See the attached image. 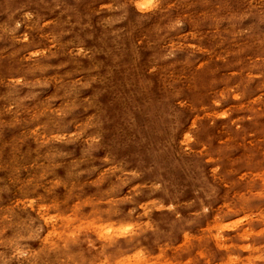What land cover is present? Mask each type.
<instances>
[{
    "label": "clouds",
    "instance_id": "1",
    "mask_svg": "<svg viewBox=\"0 0 264 264\" xmlns=\"http://www.w3.org/2000/svg\"><path fill=\"white\" fill-rule=\"evenodd\" d=\"M0 264H264V0H0Z\"/></svg>",
    "mask_w": 264,
    "mask_h": 264
}]
</instances>
